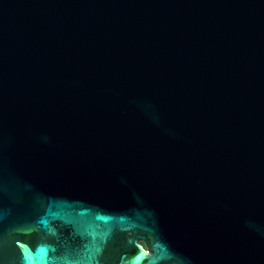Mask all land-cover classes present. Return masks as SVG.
<instances>
[{"label":"water","instance_id":"95a60500","mask_svg":"<svg viewBox=\"0 0 264 264\" xmlns=\"http://www.w3.org/2000/svg\"><path fill=\"white\" fill-rule=\"evenodd\" d=\"M0 264H264V0H0Z\"/></svg>","mask_w":264,"mask_h":264},{"label":"rangeland","instance_id":"374dc122","mask_svg":"<svg viewBox=\"0 0 264 264\" xmlns=\"http://www.w3.org/2000/svg\"><path fill=\"white\" fill-rule=\"evenodd\" d=\"M142 246H143V244H142ZM143 248L145 249V247L143 246Z\"/></svg>","mask_w":264,"mask_h":264}]
</instances>
